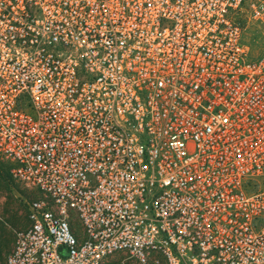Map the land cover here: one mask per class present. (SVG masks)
Returning <instances> with one entry per match:
<instances>
[{
	"label": "built area",
	"instance_id": "2783aa9c",
	"mask_svg": "<svg viewBox=\"0 0 264 264\" xmlns=\"http://www.w3.org/2000/svg\"><path fill=\"white\" fill-rule=\"evenodd\" d=\"M248 23L264 0H0V159L39 195L5 264H264Z\"/></svg>",
	"mask_w": 264,
	"mask_h": 264
},
{
	"label": "rangeland",
	"instance_id": "374dc122",
	"mask_svg": "<svg viewBox=\"0 0 264 264\" xmlns=\"http://www.w3.org/2000/svg\"><path fill=\"white\" fill-rule=\"evenodd\" d=\"M245 37L255 53L264 47V32L257 25L248 23ZM9 169L10 164L0 159V174L5 179V186L0 184V244L9 241V247L3 256L2 264H5V256L11 249L14 233L29 224L27 204L39 196L36 191L28 190L16 183L12 179ZM73 228L76 233L80 232V227L76 221L73 222ZM121 257L120 254L114 255L104 261L103 264H118Z\"/></svg>",
	"mask_w": 264,
	"mask_h": 264
},
{
	"label": "trees",
	"instance_id": "16d2710c",
	"mask_svg": "<svg viewBox=\"0 0 264 264\" xmlns=\"http://www.w3.org/2000/svg\"><path fill=\"white\" fill-rule=\"evenodd\" d=\"M4 181H5V179L0 174V184L3 185V186H5V184H4L5 182ZM8 244H9V241L0 244V264L3 263V256H4L5 252L7 251L8 247H9Z\"/></svg>",
	"mask_w": 264,
	"mask_h": 264
}]
</instances>
